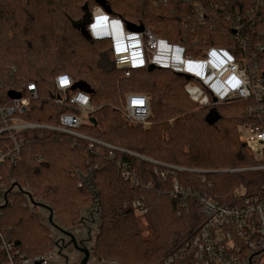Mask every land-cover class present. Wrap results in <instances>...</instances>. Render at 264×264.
I'll return each instance as SVG.
<instances>
[{
	"label": "trees",
	"instance_id": "16d2710c",
	"mask_svg": "<svg viewBox=\"0 0 264 264\" xmlns=\"http://www.w3.org/2000/svg\"><path fill=\"white\" fill-rule=\"evenodd\" d=\"M105 1L112 17L143 26L195 57L211 47L236 51V25L245 26L243 33H264V10L257 22L242 17L256 0ZM98 2L0 0L2 102H11V91L25 95L27 85L34 83L38 97L21 117L57 126L61 115L76 113L54 103L55 79L68 74L75 89L87 88L94 108L91 119L96 122L77 131L118 149L96 144L92 149L88 141L60 132L25 131L18 136L19 153L0 166V187L6 191L16 183L35 202L49 206L55 222L67 229L79 223L98 195L95 247L100 257L113 264H162L200 228L201 198L228 203L237 189L252 190L264 179L262 172H231L255 165L239 136V127L248 125L252 114L247 103L223 105L217 107L219 123L211 126L206 122L209 110L189 98L184 78L147 68L133 69L126 77L117 68L111 39L88 41L78 29L85 12ZM136 93L149 98L150 127L131 124L123 113L127 96ZM150 161L181 171L162 178ZM175 182L185 192L176 199ZM137 202L144 213L134 208ZM40 211L16 191L0 213L1 232L16 252L29 258L54 251L52 232Z\"/></svg>",
	"mask_w": 264,
	"mask_h": 264
},
{
	"label": "built area",
	"instance_id": "2783aa9c",
	"mask_svg": "<svg viewBox=\"0 0 264 264\" xmlns=\"http://www.w3.org/2000/svg\"><path fill=\"white\" fill-rule=\"evenodd\" d=\"M262 10L264 0H256L252 9L242 17L257 22ZM91 14L87 30L92 40L111 39L117 68L124 69L126 77H130L133 69L155 66L176 75L189 76L191 79L186 80L185 92L204 109L210 111L227 104L247 103L252 119L248 125L239 127V136L255 165L231 172L264 173V33H243L245 26L236 25L233 29L239 45L236 51L211 47L195 57L189 55L186 48L171 44L149 30L136 34L129 31L121 19L112 17L100 6ZM204 16L202 12L199 17L201 24ZM242 17H238L239 22ZM55 85L58 92L54 103L76 111L61 115L57 126L34 124L21 117L29 111L31 101L38 97L34 83L27 85L28 90L25 95L20 93V99H11L8 103L0 99V166L19 153L22 147L18 136L29 130L65 133L88 141L92 149L96 144L118 150L77 131L83 124L91 122L94 108L90 95L75 89L74 81L65 73L56 77ZM123 113L133 125H151L149 98L145 94H129ZM150 162L158 167L156 172L162 178L169 171H181V168ZM251 187L252 190L245 193L241 189L237 191L228 203L201 198L200 211L204 220L200 228L162 264H264V179ZM4 192L0 187V206ZM182 194L185 192L175 182L172 198H179ZM134 208L145 212L139 202L134 204ZM0 253L4 258L0 264H48L52 256L29 258L21 255L1 230Z\"/></svg>",
	"mask_w": 264,
	"mask_h": 264
},
{
	"label": "flooded vegetation",
	"instance_id": "af4514ba",
	"mask_svg": "<svg viewBox=\"0 0 264 264\" xmlns=\"http://www.w3.org/2000/svg\"><path fill=\"white\" fill-rule=\"evenodd\" d=\"M99 208L93 207L83 211L79 223L70 229L63 228L58 222L52 224L47 220L54 242L58 243L48 264H82L88 251L87 264H113L105 262L96 251L95 242L100 228ZM82 219V221H81ZM70 234H69V233Z\"/></svg>",
	"mask_w": 264,
	"mask_h": 264
},
{
	"label": "water",
	"instance_id": "95a60500",
	"mask_svg": "<svg viewBox=\"0 0 264 264\" xmlns=\"http://www.w3.org/2000/svg\"><path fill=\"white\" fill-rule=\"evenodd\" d=\"M99 6L105 11L107 12L108 14H111V9L109 6H107L106 4V1L105 0H99ZM91 17H92V14L91 13H88L86 16H85V20L83 22V24L78 28L81 32V35L83 36L84 39L88 40V41H92V36H90L91 34H89L88 30H87V26L88 24L91 22ZM127 26V29L131 32H134L135 34L136 33H141V32H144L145 28L143 26H136L133 25V24H126ZM148 70L151 72V71H155L157 70V68L155 66H150L148 68ZM178 77H181V78H184L185 80H190L191 78L189 76H183L181 74H177ZM78 89H80L81 91H84V92H87V88L84 87V86H79ZM9 97L14 100V99H20L21 98V94L18 93V92H15V91H11L9 92ZM221 119V116L218 112L217 109H213V110H210L209 113L207 114L206 116V122L213 126L215 125L216 123H219ZM91 122L92 123H95L96 121L94 119H91ZM16 191H19L21 194L25 195V196H28L33 204V206L37 207V208H43V209H46L48 212H49V221L54 224V215L52 213V210L51 208H49V206H47L46 204H41V203H38V202H35V200L33 199V197L31 196V194L29 192H26L25 190L21 189L16 183H13L3 194V204L0 206V211L4 210L6 208V206L8 205V197L9 195L13 193H15ZM98 198V195L95 196V200L93 202V206L96 202ZM92 206V207H93ZM100 207V205H99ZM82 221V219H81ZM69 233V232H68ZM70 234V233H69ZM58 246V243L57 242H54V250L57 248ZM85 252V258L83 259L82 261V264H87V261L89 259V253L88 251H83ZM100 259L102 260V258L100 257Z\"/></svg>",
	"mask_w": 264,
	"mask_h": 264
},
{
	"label": "rangeland",
	"instance_id": "374dc122",
	"mask_svg": "<svg viewBox=\"0 0 264 264\" xmlns=\"http://www.w3.org/2000/svg\"><path fill=\"white\" fill-rule=\"evenodd\" d=\"M95 8H97V7H94V8H92L91 10L90 9H88L86 12H85V15H84V17H83V19L81 20L82 22H84V20H85V16L88 14V13H91ZM171 122H174V119H172L171 120ZM89 186L92 188V190L94 191L95 189H94V187H93V185L91 184V182L89 181ZM240 189L242 190V192L243 193H245L248 189L244 186L243 188H239V189H237V191H240ZM42 209V210H41ZM38 210L40 211V217L43 219V221H44V223L45 224H47L46 222H47V216H48V214H47V212L46 211H44L43 210V208H38ZM55 221V220H54ZM48 225V224H47Z\"/></svg>",
	"mask_w": 264,
	"mask_h": 264
}]
</instances>
